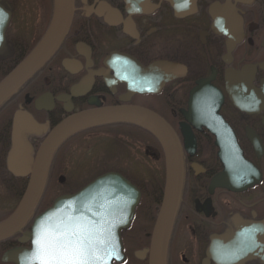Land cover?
<instances>
[{
	"label": "flooded vegetation",
	"instance_id": "obj_1",
	"mask_svg": "<svg viewBox=\"0 0 264 264\" xmlns=\"http://www.w3.org/2000/svg\"><path fill=\"white\" fill-rule=\"evenodd\" d=\"M73 2L71 25L54 55L0 109L13 107L3 169L10 174L6 156L17 111L32 124L20 136L33 155L73 113L96 106L146 108L169 124L182 158L165 264H264V0ZM15 3L0 0L9 13L0 30V80L49 24L19 44ZM145 134L139 126L116 124L84 130L64 143L49 170L50 177L60 160L62 190L47 202L43 195L20 231L0 240V264H19L7 253L31 248L29 240L20 241L22 233L55 197L74 194L108 172L139 192L130 222L120 230L124 258L112 264H148V255L139 252L150 243L165 167L160 144ZM145 159L163 179L154 176L153 211L140 225L148 192ZM139 225L146 243L133 249Z\"/></svg>",
	"mask_w": 264,
	"mask_h": 264
},
{
	"label": "water",
	"instance_id": "obj_2",
	"mask_svg": "<svg viewBox=\"0 0 264 264\" xmlns=\"http://www.w3.org/2000/svg\"><path fill=\"white\" fill-rule=\"evenodd\" d=\"M73 10L72 0H53L52 17L46 32L31 52L0 81V106L54 54L70 26ZM2 11L0 8V14H3L0 30H4L7 23V16ZM26 116L28 115L24 112L14 113L11 147L6 163L12 175L28 176V180L14 211L0 221V240L18 232L31 217L44 190L52 158L68 138L93 127L131 123L148 131L159 142L164 153L165 183L162 201L151 233L150 245L145 252L148 254V264H165L167 241L179 197L182 169L177 138L164 119L148 109L137 106H96L61 120L47 133L32 157L20 136L22 128L32 125ZM58 181L62 182V177H59ZM135 192L136 188L126 179L110 172L97 177L73 195L57 197L49 208L33 219L31 230L22 233L20 241L30 240L32 248L25 251L12 250L7 253V258L19 264H22L20 261L28 262L32 258L34 240L37 239V232L41 227L50 230L59 240L74 239L67 234H80L79 227L80 230L86 229L88 234L91 222L95 221L94 215L109 211L110 199L113 200L111 205L119 204L128 208L130 215L139 197V193L135 195ZM63 214L67 217L63 218ZM101 221L102 219H97V223ZM121 226L111 227V241L98 247L115 245L118 253H121ZM110 261L107 260V264ZM31 263L40 264L36 259H31Z\"/></svg>",
	"mask_w": 264,
	"mask_h": 264
},
{
	"label": "rangeland",
	"instance_id": "obj_3",
	"mask_svg": "<svg viewBox=\"0 0 264 264\" xmlns=\"http://www.w3.org/2000/svg\"><path fill=\"white\" fill-rule=\"evenodd\" d=\"M15 13V34L18 37L19 44L23 42L26 43L32 32L34 33L35 30H42L48 20L50 23L52 14V0H16ZM4 77L5 76H3L1 79H3ZM12 109L13 107L9 105L0 111V220L3 219L9 213L13 205L18 200L22 186V182L19 180L20 178L14 177L11 174L6 173V171L3 169V159L5 156V152L8 149L5 143V138L7 137L8 121L11 116ZM147 137L149 138V136L145 134V139H147ZM57 160L54 163L53 172L49 178L47 190L44 194L45 202H47L50 197L62 190V187L60 186V183L57 180V174H59L60 172V160ZM67 162H73V158L66 159V163ZM145 162L148 164L145 165L146 171L145 177L143 179V185L148 192L146 200L144 202L145 206L142 205L140 225L145 222L146 216H150V210L152 208L149 205H152L153 207L154 203V196L153 192L151 191L155 183L154 180L156 177L154 176H157L151 169L154 166L152 162L146 159ZM157 177H160V181H162V176L158 175ZM44 201L42 203H44ZM147 221L151 223V220ZM140 225L132 234L134 236V240L130 245L133 249L141 247L146 243L145 239L142 237L143 230L141 229L142 227H140Z\"/></svg>",
	"mask_w": 264,
	"mask_h": 264
},
{
	"label": "snow or ice",
	"instance_id": "obj_4",
	"mask_svg": "<svg viewBox=\"0 0 264 264\" xmlns=\"http://www.w3.org/2000/svg\"><path fill=\"white\" fill-rule=\"evenodd\" d=\"M182 6H186V3ZM2 19L3 14H0V22ZM114 226H110L108 231ZM67 235L73 236L74 239L59 240L47 228L38 229L37 239L34 240L35 249L27 264H31V259L38 260L40 264H107V260L120 259L115 245L105 247L106 260L100 255L93 254L92 243L86 235L78 233Z\"/></svg>",
	"mask_w": 264,
	"mask_h": 264
},
{
	"label": "trees",
	"instance_id": "obj_5",
	"mask_svg": "<svg viewBox=\"0 0 264 264\" xmlns=\"http://www.w3.org/2000/svg\"><path fill=\"white\" fill-rule=\"evenodd\" d=\"M146 135H148L146 133ZM21 182H22V186H21V190H20V193H19V196H21L22 192H23V189L25 187V184H26V180L25 179H19Z\"/></svg>",
	"mask_w": 264,
	"mask_h": 264
}]
</instances>
